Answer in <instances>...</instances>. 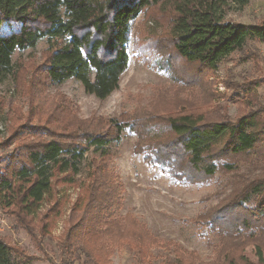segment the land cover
I'll return each mask as SVG.
<instances>
[{
    "label": "trees",
    "instance_id": "16d2710c",
    "mask_svg": "<svg viewBox=\"0 0 264 264\" xmlns=\"http://www.w3.org/2000/svg\"><path fill=\"white\" fill-rule=\"evenodd\" d=\"M248 3L249 0H0V76L16 74L12 61L15 52L34 49L45 41L41 75L46 84L59 86L75 80L86 94L104 100L118 88L129 66L131 23L149 9L157 10L168 22L171 55L196 67L200 74L212 73L248 41H264V22L245 26L225 19L229 5L242 8ZM198 76L197 82L202 80ZM236 90L238 94H250V88ZM143 115L109 120L102 131L61 134L50 127L28 126L25 131L33 139L23 143L17 152L0 158L6 160L0 168V206L15 205L17 213L32 216L51 192L54 177L62 175V183L75 184L88 153L107 158L109 145L119 142L124 131L136 135V154L173 177L211 178L217 171L229 173L233 163L222 162V156L236 159L251 156L258 148L264 151V146H259L264 144V120L256 112H247L235 122H208L205 115L195 111L176 112L156 121L157 117ZM155 127L167 135L158 139L152 136L157 132ZM92 162L88 182L82 186L83 196L75 204L82 210L81 216L62 240L64 264H104L106 253L121 246L135 253L138 264L150 262V250L157 240L138 228L131 215L115 219L120 208L117 187L108 181L101 165ZM194 225L217 232L226 240L238 237L254 243L256 263L244 256L238 260L231 256L224 264H264V175L240 182L221 207L208 212L206 218L197 217ZM31 260L0 237V264H30Z\"/></svg>",
    "mask_w": 264,
    "mask_h": 264
},
{
    "label": "rangeland",
    "instance_id": "374dc122",
    "mask_svg": "<svg viewBox=\"0 0 264 264\" xmlns=\"http://www.w3.org/2000/svg\"><path fill=\"white\" fill-rule=\"evenodd\" d=\"M154 10L142 12L131 23L129 66L118 88L104 100L86 94L75 80L47 85L41 75L45 41L34 49L15 52L16 74L0 76V158L33 139L25 131L28 126L50 127L61 134L102 131L109 120L125 115L148 114L156 121L183 111L203 114L208 122H235L247 112H256L264 120V41H248L222 60L217 71L200 74L171 55L168 22ZM225 19L258 26L264 22V0H249L242 8L229 5ZM197 75L202 80L197 82ZM238 87L250 88V94H238ZM161 135L167 133L159 127L152 133L157 139ZM136 139L124 131L119 142L109 145L110 155L105 159L89 152L73 185L62 183V175L54 177L51 192L32 216L17 213L15 205L0 206V237L31 258L30 264H64L62 240L81 216L75 204L83 196L82 186L88 182L89 164L94 160L117 187L120 208L115 219L129 214L138 228L157 240L150 262L142 264H224L231 256L256 263L254 243L238 237L226 240L206 227L199 229L194 220L221 207L246 178L264 175V151L258 148L251 156L236 159L222 156V162L233 163L229 173L217 171L211 178L173 177L134 152ZM5 162L0 161V168ZM105 258L104 264H138L127 246L112 247Z\"/></svg>",
    "mask_w": 264,
    "mask_h": 264
}]
</instances>
